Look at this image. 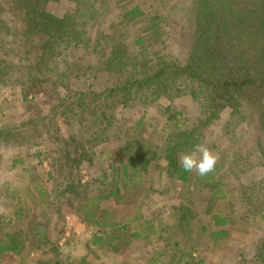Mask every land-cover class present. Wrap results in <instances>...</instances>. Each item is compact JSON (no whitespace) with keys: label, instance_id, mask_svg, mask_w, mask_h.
<instances>
[{"label":"trees","instance_id":"obj_1","mask_svg":"<svg viewBox=\"0 0 264 264\" xmlns=\"http://www.w3.org/2000/svg\"><path fill=\"white\" fill-rule=\"evenodd\" d=\"M55 1L58 0H0V11H5L16 26L3 34L4 21L0 19V85L19 88L17 100L23 106L31 94L36 96L44 92L48 101L45 98L42 103L50 106L46 116H38L39 111L34 109L37 114L31 113L30 118H33L24 123V131L11 132L1 127L0 135H13L17 147L37 138L46 141L53 148L51 166H57L59 172L57 176L49 173V181H53L54 186L51 194L36 182L25 184V193L40 207V218L46 222L29 219L30 211L23 213L21 208L16 211L14 217L23 223L26 220L27 225L25 230L7 232L0 227V263L23 264L19 255L29 249V252H39L41 262L38 264H49L50 260L61 264L58 255H54L53 260L45 259L48 252L54 250L46 246L49 241L45 228L49 221L47 216L57 200L70 205L73 213L95 230L88 242L90 247L108 248L113 254L123 248L122 254L126 256L129 247L142 245L144 250L150 246V252L145 251L148 264H204V257L197 260L194 255L198 243L217 249L227 242L231 227L236 226L237 216L235 219L230 215L232 210L224 211L228 195L240 203L244 214L248 215L242 221L251 220L255 225L260 222L264 226V176L249 183H238L235 189L232 180L238 174L232 163L224 168L220 161L214 172L203 177L185 172L178 164L179 155L206 141L200 129L226 112L230 124L237 122V117L240 123L252 120L251 124H255L256 156L264 166V0H188L186 10L192 14L193 24L190 38L184 42L183 59L164 57L161 53L160 44L170 33L161 26L164 18L159 15L160 9L149 15L142 10L143 2V5H130L124 10L123 22L127 27L143 22L133 50L134 46L130 49L124 44V29L105 35L97 32L92 43L79 30L78 20L93 18L95 3L101 1L103 7L109 0H71L75 4L74 13L62 18L46 9L49 2ZM179 3L175 2L170 9L174 12ZM176 23V19L171 21L174 27ZM151 40L155 45L144 47ZM82 46L88 57L94 54V59L82 58L79 66L75 63L70 68L66 60L69 50ZM15 61L20 64L16 65ZM101 72L115 78L97 86L95 82ZM160 98L170 102L186 98L199 106L203 117L190 127L182 113L166 107L164 111L169 117L163 123V130L167 131L163 144L153 146L142 139L140 133L134 135L133 140L118 148V155L125 160L118 165L114 158L111 159L110 183H107L106 174L84 183L80 177L81 167L94 165L95 149L111 140L115 129L116 133L118 128L122 133L117 109H128ZM58 117L68 118L69 128L76 130L63 137ZM82 119L85 122L82 123ZM141 122L142 119L133 122L122 136L130 138L128 130L133 125L132 132L136 134ZM121 140L116 139L117 142ZM209 142L211 147H218L211 139ZM251 160V153L247 152L242 164ZM157 161L164 163L160 168L168 184L166 191L171 194L169 205H157L156 211H144L142 206L147 195L141 201L133 197L134 207L130 213V198H127L131 192L139 193L146 188V193L161 196L150 184L153 164ZM14 163L22 165V160L15 159ZM250 166L243 170L250 173L251 169H246ZM34 171L24 168V181ZM110 185L114 188L106 189ZM85 195L83 202L77 200ZM49 198L54 201L48 202ZM167 206L168 211L165 210ZM262 231L254 252H241L234 264H264ZM165 255L167 263L160 260ZM65 262L92 264L86 257ZM122 264L130 262L125 259Z\"/></svg>","mask_w":264,"mask_h":264},{"label":"rangeland","instance_id":"obj_2","mask_svg":"<svg viewBox=\"0 0 264 264\" xmlns=\"http://www.w3.org/2000/svg\"><path fill=\"white\" fill-rule=\"evenodd\" d=\"M143 2L144 5L142 4ZM175 2L180 3L175 7L173 12L170 6L175 4ZM187 2L188 0H109L105 6L101 7V1H97V3H95L96 14H92L93 18L96 17L95 20L93 21V18L89 19V16L87 18L81 17L78 20V26L79 30L85 34L84 37H88L91 43L94 41V36L97 35V32H101L102 35H105L124 29V33L126 34H124L126 39L124 44L130 49L134 46L133 50H135L136 47L134 42L139 38L138 35L141 33L143 22L136 25L131 24L127 27L126 23L123 22L122 15L124 10L129 8L130 5L140 4L143 5L142 10L150 15L160 9L158 10L159 15L164 18L161 21V26L170 33L169 36L163 38L160 44V48H162L161 53L164 57H171L174 59V57L178 56L183 59L186 52L184 42L190 38L192 32L191 25L193 24L192 14L189 15L186 10ZM46 9L52 15L62 18L66 14L74 13L75 4L71 0H58L49 2ZM0 19L4 21L3 34H8L10 30L16 27L14 20L5 11H0ZM173 19L177 21L176 27L171 24ZM122 22L123 24H121ZM160 41L161 40H159V42ZM148 45L152 47L155 43L151 40L145 43L144 47ZM85 51L86 49H84L83 46L71 48L69 50L66 60L69 62L70 68L75 65V63L79 66L80 60L87 59V61H92L94 59V54H92V57H88L89 54ZM9 57L12 58V55H9ZM13 63L16 65L20 64L18 61ZM84 64H86V62H84ZM15 71L13 70L14 73ZM92 71L94 74V70ZM114 78L115 76L112 74L101 72L98 74V82H95V84L97 86L104 83L108 84ZM18 89L19 88L0 85V128L6 127V129L11 132L15 129H22L24 131V123L33 118H30L31 113H34V116L37 114L34 109L39 111L38 116L48 115L50 109V106L42 103L46 98L44 92H37L38 94L36 96L31 94L28 103L24 106L21 105L17 100L20 98ZM46 101H48L47 98ZM168 106L170 107V111L173 109L182 113V117L187 119V125L190 127L196 125L197 119L203 117L200 114L201 109L199 106L186 98L176 99L172 102L160 98L154 102L149 101L146 104L135 105L128 109L119 107L117 109V118L119 121L118 125L122 128V133L119 131V128L118 133H116L115 129L111 135V140L95 149L94 165L92 167H81L80 177L82 181L88 183L92 181V179L102 177L103 174H106L108 175L107 183H110L112 180L110 181L111 178L109 177V163L112 158L115 159L118 165L121 164L122 160H125L124 156L118 155V148L120 145L125 144L126 141L133 140L135 137L134 135L140 133L141 138L145 139L153 146L163 144V140H165L167 135V131L165 132L163 130V123L169 117L164 109ZM226 115V112H223V114L221 113L217 119L200 130L206 138L204 143H206L214 154L218 155L219 159L217 163L220 161L223 162L224 168L231 166L230 164L232 163V168L235 169V173L238 174L237 178L232 180L233 188L236 189L238 183H249L254 180H260L261 177L264 176V166L262 162H260L259 157L256 156L258 134L255 124H251L252 120H244V123H240L241 120L239 117L236 118L237 122H232V124H230V118ZM141 119L142 122L140 126L136 128V134L132 132L133 127L135 129L133 125L131 129L128 130L130 138L122 136L124 130L128 129L133 122H137ZM57 122L63 137H67L66 135L76 130H74V128H69L68 118L58 117ZM83 122L85 121L82 119V123ZM223 133L225 136H222ZM219 135H221V137L216 138V136ZM117 138L122 140L117 142ZM210 139L213 141L214 145L218 146L216 149L211 147L212 143L209 142ZM15 145L16 141L13 135L10 137L0 135V227L3 232L25 230L27 225V223H25L26 220L24 219L25 221L23 223L22 220H18L13 215L20 208L23 213L30 211V213L27 214L29 219L38 220L39 223L46 222L40 218V207L35 206V203L33 204V201L29 199V196L25 193V184L28 182L31 185L36 182V184L45 187L48 194H51L53 193L54 186L53 181H49V173L52 172L55 176L59 173L57 166H51L53 148L46 141L37 138L19 147ZM247 152L251 153L252 160L248 164L243 165L242 159ZM37 154L41 155L36 157ZM236 156L238 157L237 159ZM15 159H21L22 165L15 164ZM260 163L262 165H260ZM249 164H251V166L246 169L250 168L251 170L250 173H247L243 169ZM153 165L154 167L152 170L154 171L151 174L153 177H151L150 184L154 186L155 190H157L161 196L157 197L149 192L146 193V188H144L140 190L139 193H136V191L131 192L130 196L127 198V200L130 198L129 202L131 204V201L134 203L133 197H135L137 201H141L145 195H147L142 206L144 211H147V209H149V211H152V209L156 211L157 205L161 206L162 204L168 203L169 196L171 195L166 191V186H168V184L164 179L165 173L162 172L160 168L164 166V163L162 161H157ZM24 168L35 170L32 172V176H26V181H24L22 177V170ZM113 188L114 185H110L106 189L112 190ZM86 197V195L85 198L81 196L80 198L78 197L77 200L83 202ZM174 197L176 198V196ZM50 200L54 201L52 198H49L48 202H50ZM227 200L224 211L229 213L232 210L230 215L234 218L237 216V219L235 218V221H237L236 226L231 227L227 242L217 247V249H215V247L209 249L204 243H198L194 255H196L197 260L204 257V264H234L238 260L241 252L244 254L253 253L259 238L263 235L262 230H264V226H262L260 222L255 225L251 220L242 221L241 219H243L244 216H246V218L248 217V215L244 214L242 205L230 199L229 195L227 196ZM133 207L134 206L131 204L129 207L130 213ZM122 208L124 209L125 206L122 205ZM168 209L167 206L165 210L168 211ZM123 213L127 214L126 211H123ZM150 213L151 212H149V214ZM6 217H8V219ZM47 217L49 221L45 228L47 231L45 237L49 242L46 246H48V248L52 247L54 250L48 252L49 254L47 253L48 255L45 259L53 260V256L58 255L59 260L62 261L59 262L61 264H65V261H71L80 257H86L92 264H122L125 259L128 260L130 264H148L146 259L149 257L145 254V251L150 252V246L146 247L144 250L142 245L129 247L126 256L125 253L122 254L124 251L123 248H121L118 254H113L107 251L110 250L108 248L90 247L88 242L95 230L83 223L81 217L73 213L71 206L67 205L62 200H57V202H55L51 214H48ZM151 239H153V242L154 238ZM159 247L160 246H156V248ZM161 248L162 247L159 249ZM19 257L22 258L23 264H38L41 262L39 260L40 256L38 251L29 252V249L24 250ZM127 257H129V259H127ZM160 260L167 263L168 256L165 255L160 258ZM49 264H54V262L50 260Z\"/></svg>","mask_w":264,"mask_h":264},{"label":"clouds","instance_id":"obj_3","mask_svg":"<svg viewBox=\"0 0 264 264\" xmlns=\"http://www.w3.org/2000/svg\"><path fill=\"white\" fill-rule=\"evenodd\" d=\"M218 155L204 143H197L190 152L178 156V164L185 172L203 177L215 171Z\"/></svg>","mask_w":264,"mask_h":264}]
</instances>
